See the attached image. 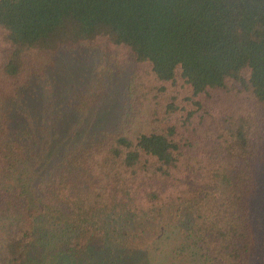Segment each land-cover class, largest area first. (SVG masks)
Wrapping results in <instances>:
<instances>
[{
	"label": "trees",
	"instance_id": "obj_1",
	"mask_svg": "<svg viewBox=\"0 0 264 264\" xmlns=\"http://www.w3.org/2000/svg\"><path fill=\"white\" fill-rule=\"evenodd\" d=\"M104 44L133 68L123 111L33 171L13 103ZM109 70L67 106L96 107ZM263 168L264 0H0V264H264ZM174 207L180 245L134 246L137 220Z\"/></svg>",
	"mask_w": 264,
	"mask_h": 264
},
{
	"label": "rangeland",
	"instance_id": "obj_2",
	"mask_svg": "<svg viewBox=\"0 0 264 264\" xmlns=\"http://www.w3.org/2000/svg\"><path fill=\"white\" fill-rule=\"evenodd\" d=\"M104 69H110L105 76L110 84L106 96L85 114L72 111L66 104L70 99L69 92L80 91L85 87V81L90 82L94 74ZM132 73L133 68L119 64L105 44L92 50L78 48L61 53L55 67L35 85L36 89L26 91L20 102L12 105L16 111L25 112L28 119L23 125L28 133L27 141L33 143L36 135L40 138L31 148L35 158L32 168L36 166L32 170L40 166V161L51 160L67 143L81 139L92 130L110 127L123 111L125 89L133 78ZM253 207L260 236L264 237V168ZM180 226L176 207L164 209L152 219L137 220L132 229L136 232L131 237L139 240L134 246L145 247L157 259L164 252L168 256L170 249L172 251L182 243Z\"/></svg>",
	"mask_w": 264,
	"mask_h": 264
}]
</instances>
